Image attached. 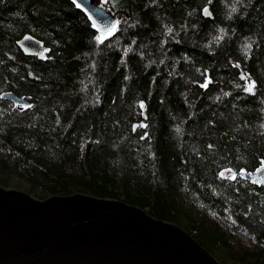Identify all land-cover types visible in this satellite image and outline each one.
<instances>
[{"label": "trees", "instance_id": "trees-1", "mask_svg": "<svg viewBox=\"0 0 264 264\" xmlns=\"http://www.w3.org/2000/svg\"><path fill=\"white\" fill-rule=\"evenodd\" d=\"M97 2L121 22L103 43L71 0H0V96L32 105L0 98V183L120 198L234 264H264V185L219 177L264 159V0H240L231 19L234 0ZM28 32L47 61L18 47Z\"/></svg>", "mask_w": 264, "mask_h": 264}, {"label": "water", "instance_id": "water-1", "mask_svg": "<svg viewBox=\"0 0 264 264\" xmlns=\"http://www.w3.org/2000/svg\"><path fill=\"white\" fill-rule=\"evenodd\" d=\"M79 2V8L73 4L88 19L91 13L97 34L108 38L105 27L116 15L97 0ZM17 45L26 56L50 58V46L29 32ZM1 96L30 104L12 90ZM0 264L223 263L183 226L123 199L82 192L42 199L0 183Z\"/></svg>", "mask_w": 264, "mask_h": 264}, {"label": "snow or ice", "instance_id": "snow-or-ice-1", "mask_svg": "<svg viewBox=\"0 0 264 264\" xmlns=\"http://www.w3.org/2000/svg\"><path fill=\"white\" fill-rule=\"evenodd\" d=\"M73 3L76 4V6L78 8L82 6L81 3L79 2V0H73ZM211 3H212V0H208V4L210 5ZM238 3H240V0H234V4L230 7L229 19H231L232 13H236L238 11L237 7L235 6V4H238ZM99 11L102 12L103 8L99 9ZM203 14L206 17L212 16V13L207 6H205L203 8ZM89 19L91 20L92 27L97 28L98 26L96 24V21L91 18V13L89 14ZM120 23H121L120 20H115L113 22H110L108 25H106L105 31L107 32V34L108 35H114L115 31L118 30V26L120 25ZM165 27L167 29L168 34H171L173 32V29L171 27H168V26H165ZM218 33L219 34L217 36L213 37V40L216 43H219L224 38V36L227 34L226 30L223 28L218 29ZM106 38L107 37L102 38L101 35H97L95 37V40L97 41V43H103V39H106ZM25 39H29V37H25ZM252 47H253V44L251 42L245 43L243 45V48H244L246 55L250 54ZM234 66L240 67L239 64L234 65ZM241 78L246 81V85L244 86L243 90L246 93L255 95L256 89H257V82L255 80H252L250 78V76L246 73H242ZM209 83H211V80L206 79L205 83L201 84L200 86L203 88H207ZM5 95H8V94H5ZM225 95H229V93H225ZM0 98H3V97L0 96ZM22 99L23 98H20V100H22ZM217 99H219V97H217ZM20 100L14 101V103L17 107H20V108L25 109V110L27 108L32 107L31 104L21 103ZM140 107L141 108L145 107V104L143 101H141ZM136 127L147 128V125L141 124V125H137ZM145 135H147V133H145ZM141 138L143 139L144 137H141ZM211 147H212V145H209V148H211ZM262 174H264V159L260 160V166L255 169V172H246L245 169H240L239 172L237 173V172L233 171L231 168H226L219 173V177L221 179L236 180L237 176L239 175L240 177H243L244 179L251 178L253 184H264V175H262Z\"/></svg>", "mask_w": 264, "mask_h": 264}, {"label": "rangeland", "instance_id": "rangeland-1", "mask_svg": "<svg viewBox=\"0 0 264 264\" xmlns=\"http://www.w3.org/2000/svg\"><path fill=\"white\" fill-rule=\"evenodd\" d=\"M5 92V91H4ZM3 93V92H2ZM26 185L25 182L20 179V178H11L9 179V184H8V187H11V188H15V189H20V190H24V191H27L26 190ZM28 192V191H27ZM35 196V195H34ZM48 197V196H47ZM46 198V197H45ZM43 199V198H42ZM216 251H217V254L213 252V254L223 263V264H234L232 261L230 260H227V259H224L222 257H220V255L218 253L222 252L221 250L217 249L216 248Z\"/></svg>", "mask_w": 264, "mask_h": 264}, {"label": "bare ground", "instance_id": "bare-ground-1", "mask_svg": "<svg viewBox=\"0 0 264 264\" xmlns=\"http://www.w3.org/2000/svg\"><path fill=\"white\" fill-rule=\"evenodd\" d=\"M252 172V171H251ZM209 250V249H208ZM210 251V250H209ZM211 252V251H210ZM212 253V252H211ZM213 254V253H212ZM214 255V254H213ZM215 256V255H214ZM216 257V256H215ZM217 258V257H216Z\"/></svg>", "mask_w": 264, "mask_h": 264}]
</instances>
